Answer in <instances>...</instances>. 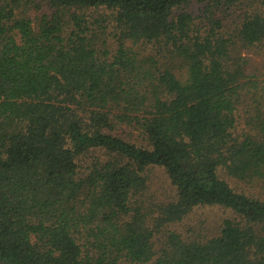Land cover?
Here are the masks:
<instances>
[{"label": "trees", "instance_id": "16d2710c", "mask_svg": "<svg viewBox=\"0 0 264 264\" xmlns=\"http://www.w3.org/2000/svg\"><path fill=\"white\" fill-rule=\"evenodd\" d=\"M191 2L0 0V264H264V0ZM204 206L217 235L170 227Z\"/></svg>", "mask_w": 264, "mask_h": 264}, {"label": "rangeland", "instance_id": "374dc122", "mask_svg": "<svg viewBox=\"0 0 264 264\" xmlns=\"http://www.w3.org/2000/svg\"><path fill=\"white\" fill-rule=\"evenodd\" d=\"M209 0H192L187 6V10L197 17V22L201 21L202 9ZM264 11V6H261ZM246 11H251L249 3L240 7L232 8L223 14V23L226 28L232 29L238 24ZM114 43V39H110V43ZM245 55L253 56L255 60L260 61L264 58V54L259 52H245ZM122 135L128 140L138 143L143 141L142 135L137 128L123 125L115 132ZM224 178L237 190L251 192V185L238 181L235 178L221 173ZM148 185L143 194L137 197L138 205L143 211L151 215H157L158 208L161 204L171 201L175 195V188L170 183L167 174L160 167H154L147 170ZM264 199V195H261ZM231 213L228 209L219 206H204L195 208L182 221L172 224L170 227L180 233L184 239H207L217 235L220 231L222 221Z\"/></svg>", "mask_w": 264, "mask_h": 264}]
</instances>
